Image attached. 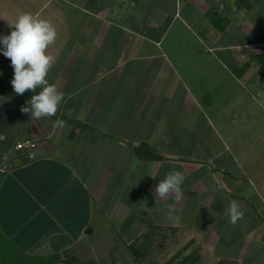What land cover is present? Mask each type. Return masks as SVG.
<instances>
[{
    "label": "crops",
    "instance_id": "1",
    "mask_svg": "<svg viewBox=\"0 0 264 264\" xmlns=\"http://www.w3.org/2000/svg\"><path fill=\"white\" fill-rule=\"evenodd\" d=\"M263 1L0 0V36L25 12L56 28L48 48L56 62L47 79L64 94L53 117L22 114L34 93H14L11 61L0 52V234L15 258L140 264L129 247L156 227L168 229L179 250H196L202 264H264V197L240 169L237 176L229 172L238 169L233 158L224 168L215 155L199 160L219 135L197 90L204 82L247 84L258 77L264 42L247 29L250 15L263 17ZM215 20L224 32H216ZM176 23L182 31L196 28L202 44L230 35L247 41L227 66L174 62L163 40ZM215 101L205 99L208 111L216 112ZM57 119L63 128L53 127ZM28 141L36 147L16 148ZM172 170L185 176L183 199H155ZM232 200L244 211L235 225L225 215ZM105 244L119 250L110 262L99 246Z\"/></svg>",
    "mask_w": 264,
    "mask_h": 264
},
{
    "label": "rangeland",
    "instance_id": "2",
    "mask_svg": "<svg viewBox=\"0 0 264 264\" xmlns=\"http://www.w3.org/2000/svg\"><path fill=\"white\" fill-rule=\"evenodd\" d=\"M122 3L125 6L123 1ZM259 7L260 15L262 14L263 17L255 18V15L249 14L251 26L247 29L249 30L247 32L255 33L257 30L259 37L255 36L253 39L256 42L260 40L264 42V1ZM239 14L240 11H238ZM149 15L153 18L156 16L155 14ZM152 20L154 22V19ZM165 21L169 25L172 22V18ZM256 21L260 23V26L256 25ZM196 32V28L190 29V32L182 31L179 23L174 24L163 40L164 49H170L168 58L174 62L180 60H214L227 66L224 61L229 56H239L241 51L238 47L240 46L239 43L247 41L245 36L237 38L234 36L233 38V35H230L220 38L218 45H213L212 43L202 44L200 36L196 37ZM222 44L226 47L227 45L233 46V48L230 50L226 48L224 51ZM186 47L189 48V52L183 50ZM224 69L226 70V68ZM197 90L201 96L202 106L205 108L204 110L214 124L220 138L216 140L214 149H202L199 160L201 161L209 155H215L217 157V166L224 168L226 162L227 164L231 163V158H233L238 163V169L236 173L232 169L229 172L233 176H237L236 174L240 171L244 173L248 183L264 197V77L259 74L253 82L247 84L236 83L235 81H225L224 84L204 82L197 87ZM210 97H216V112L208 111L205 99ZM197 164L204 166L203 163L197 162ZM161 233L163 234L158 236L156 241L155 252L147 259L145 264H165L179 251L180 248H177L179 245L176 240L171 237V240H169L167 234L166 238H164V232L161 231ZM99 246L102 247L101 252L106 253L105 256L109 259L108 262L112 260L114 252H119L118 249H111L115 248V245H111V247L109 244ZM191 251L188 250L189 253ZM131 264H133V261Z\"/></svg>",
    "mask_w": 264,
    "mask_h": 264
},
{
    "label": "clouds",
    "instance_id": "3",
    "mask_svg": "<svg viewBox=\"0 0 264 264\" xmlns=\"http://www.w3.org/2000/svg\"><path fill=\"white\" fill-rule=\"evenodd\" d=\"M12 31L9 35L0 36V48L3 56L10 59L14 70L11 85L14 93L23 95L27 91L34 94L22 105V114H29L30 119L40 120L56 115L64 98V94L58 90L54 83L47 79L49 71L56 62V58L48 53V48L57 38V30L53 24L31 13H20L13 23L8 24ZM37 88L41 91L36 92ZM71 115V110L68 113ZM65 121L57 119L54 128H63ZM185 176L182 172L172 170L165 174V178L159 181L155 188V199L167 200L171 198L175 202L183 199L182 185ZM224 188L220 183L217 191ZM175 211L174 204L167 205L166 216L171 217ZM229 223L235 225L244 216L240 204L232 200L225 211Z\"/></svg>",
    "mask_w": 264,
    "mask_h": 264
},
{
    "label": "trees",
    "instance_id": "4",
    "mask_svg": "<svg viewBox=\"0 0 264 264\" xmlns=\"http://www.w3.org/2000/svg\"><path fill=\"white\" fill-rule=\"evenodd\" d=\"M246 6H249V4ZM217 23L218 21L215 20L214 26L219 29ZM218 29L216 32H224L226 30V28ZM257 62L259 64L258 72L260 75L264 76V56L257 57ZM161 231L164 232V238H166L165 236L168 229L154 227L142 236V241L130 245L131 251L138 262L145 264L147 259H149V257L155 252L157 238L163 234ZM187 251L188 247L186 246L184 249L179 250L165 264H201V261L197 258L198 252L196 250H192L189 254H187ZM14 252L15 249L12 247L9 240L0 234V264H51L53 261L52 259H41L37 261L29 258H15ZM216 264H222V261L217 262Z\"/></svg>",
    "mask_w": 264,
    "mask_h": 264
},
{
    "label": "built area",
    "instance_id": "5",
    "mask_svg": "<svg viewBox=\"0 0 264 264\" xmlns=\"http://www.w3.org/2000/svg\"><path fill=\"white\" fill-rule=\"evenodd\" d=\"M35 147H36V144L33 143V142H30V141L19 143V144L16 146V148H17L18 150H32V149H34Z\"/></svg>",
    "mask_w": 264,
    "mask_h": 264
},
{
    "label": "water",
    "instance_id": "6",
    "mask_svg": "<svg viewBox=\"0 0 264 264\" xmlns=\"http://www.w3.org/2000/svg\"><path fill=\"white\" fill-rule=\"evenodd\" d=\"M232 1H233V0H226V4H227L228 6H230V3H232ZM231 5H232V4H231ZM22 162H24V161H22ZM22 162H21V163H22ZM58 258L60 259V258H62V257H58ZM56 261L58 262L59 260H56Z\"/></svg>",
    "mask_w": 264,
    "mask_h": 264
}]
</instances>
